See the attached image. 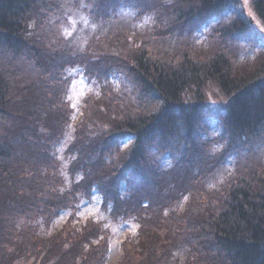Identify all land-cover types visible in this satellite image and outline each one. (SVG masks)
Wrapping results in <instances>:
<instances>
[{
	"label": "trees",
	"instance_id": "1",
	"mask_svg": "<svg viewBox=\"0 0 264 264\" xmlns=\"http://www.w3.org/2000/svg\"><path fill=\"white\" fill-rule=\"evenodd\" d=\"M236 1L84 0L97 24L130 8L158 14L154 30L172 39L193 35L224 8L238 7L200 48L159 50L154 33L115 28L76 53L48 30L70 0H0V264H91L99 257L101 263L104 253L82 242L90 238L85 226L46 235L49 222L38 230L23 221L54 218L69 208L54 200L69 204L74 198L61 191V177L50 175L57 165L52 144L72 121L62 75L82 68L91 80L111 82L120 64L127 69L122 91L103 86L102 94L86 98L67 150L72 177L83 181L72 185L75 194L78 188L102 191L116 218L140 212L134 216L139 233L124 243L120 264H264V162L237 163L210 191L202 179L225 148L230 155L224 162L264 149V50L251 66L236 64L231 46L250 41L253 29ZM253 4L264 24V0ZM173 12L174 25L162 27ZM213 92L223 115L215 143L224 147L216 156L207 152L216 144L201 141L208 115L201 107ZM177 153L180 160L166 167L163 159Z\"/></svg>",
	"mask_w": 264,
	"mask_h": 264
},
{
	"label": "rangeland",
	"instance_id": "2",
	"mask_svg": "<svg viewBox=\"0 0 264 264\" xmlns=\"http://www.w3.org/2000/svg\"><path fill=\"white\" fill-rule=\"evenodd\" d=\"M237 1L239 3L241 2V7H243V9L246 11V15L252 21L253 29H250L248 34V37H251L252 39L250 41L244 40L238 45L233 44L231 46L230 53L235 59L237 65L243 63L249 64L251 66V64L256 60V57L259 55L261 49L264 50V24L256 16V10H254L253 4L254 0ZM64 4L65 5H63V10L61 13L57 15L52 22L50 21L48 30H50V32L53 34H58V36L62 35V37H64L68 42V45L76 50V53L83 51L89 45V42L92 39L99 38L102 34L109 31V29L115 28L126 29L130 32V34L142 33L139 36H142L146 33L148 36L154 33L156 36V42L159 41L158 45L156 46L159 50H164L165 47H168L171 50L173 47H175V45L186 48L188 44L193 45L192 49L200 48L205 46V43L209 39L211 32L217 28L218 25L228 23L231 18L236 16L235 12L238 7V5H231L230 7L224 8V10H222V14H225V16L222 14H217L219 16H216L217 19L214 18L208 20L203 24L204 26L202 30L197 31L196 33L195 31L192 32L193 35L186 33L179 37L174 36V39H172L167 38L164 32L158 33L155 31L156 29L154 30L153 27L156 26V22L160 16L153 12L150 13L147 11L150 13L148 14L144 13L146 12L144 10L138 11L135 8L124 9L119 11V13L116 15V18L113 20L97 24L85 13L84 0H70L69 3L64 2ZM174 15L175 13L173 12L171 16H167V19H164L165 22H163L162 27L169 26L170 24L174 25V20L177 18ZM202 20H204V17ZM244 38H247V35ZM167 39L170 42L168 46L166 45ZM218 39V36H216L214 39L215 44H217L216 41H218ZM130 63L132 65V61H130ZM122 69H125L123 64H120L116 67L117 72L112 74L110 79L111 82H108L106 77H101V80H91L86 76L82 68H68L66 74L62 75V78L65 79L63 82L67 86L64 93L65 101L68 104L69 113L72 115V121L70 125H67L66 129L61 134V137L59 138L60 142L57 143V141H55V144H52V157L55 159L57 165H53L55 168L51 171L50 175L61 177V179L64 180L63 188H60L61 191L64 189L68 190L66 191L67 194L69 195L70 193V195L74 196V198L69 204L59 199H53L59 207L62 208L64 205L69 207L64 208L63 212L59 213L54 218H50L48 220V215L42 220H38L37 224H35V221L33 220L36 216L30 221H23L24 226L29 228L31 226H37L38 230L46 228L43 220L46 224L49 222V228L45 229L47 231L46 235H52L60 228L65 229L67 227L70 230H77L81 226H85V234L87 236L89 235L90 238L82 242L91 243L95 248H99L104 253L101 255V263L99 257V259H94L95 262L91 264H120V261L124 255V243L130 239L136 238L139 233L138 229L140 225L139 221L135 217H139L140 212L136 211V213H134L135 217H125V215L122 214L116 218L112 212L113 204L111 205L110 203L111 199L108 197H102V191H98V189L93 190L89 187L86 189L83 188V190L78 188L79 191H76L75 194L72 188L77 183L82 181V176L77 175L72 177L70 173L72 158L67 154V150L69 148L68 146L74 139L73 133L76 129V124L80 122L83 117L82 112L86 98L89 96H99L102 94L101 88L104 87H111V90L115 92H118L119 90L122 91L123 85L126 84L125 72L127 70L125 69L123 72ZM211 98L213 99L205 102L203 107H201L203 112L208 114L201 126L205 131V136L201 139V141L205 143L209 141H211V143H215L217 140H221L219 139V135H221L223 132V115H219L222 110L220 107L222 104H218L219 101L216 99L215 92L211 93ZM209 113H211L210 116ZM223 114L225 115V112ZM197 144L199 143L192 141L190 146H196ZM215 144V146L212 144L210 149L207 148V152H210L211 155L215 154L216 156L218 153H220V150L224 147V144ZM186 146L189 147V145ZM260 149L261 151L255 154V156L250 155L246 151L242 154H239L238 156H232L233 158L230 156V158H228L225 163L223 160L224 156L230 155V149L225 148V153L223 156L220 157V154L216 158H213V167L209 166L210 164L206 167V170H209L210 172H208V174L202 173L207 175V177L202 178H206V180L203 182V187L209 191L211 189L207 188H220L221 184L233 172L234 167L236 168V165L239 162H242L243 164L248 163L249 165H254L259 161L264 162V149L262 147ZM117 157L118 156L115 155V158ZM115 158H113V160H115ZM177 160H180L178 153L175 155V157H172L171 155L166 156L163 159V163L167 164L166 167H168ZM215 163H217L216 166ZM130 192L131 190L127 186V191H125V194L123 195L125 196L126 200L129 197ZM183 204L184 203L178 205L177 209L182 210L184 208ZM33 242L30 243V249L32 250L35 247ZM181 255L182 252L177 253L176 256H178L181 260Z\"/></svg>",
	"mask_w": 264,
	"mask_h": 264
}]
</instances>
